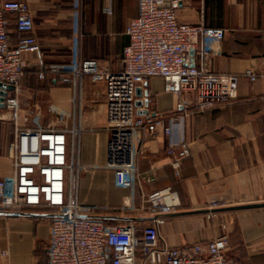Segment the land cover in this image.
Instances as JSON below:
<instances>
[{
	"label": "crops",
	"instance_id": "obj_1",
	"mask_svg": "<svg viewBox=\"0 0 264 264\" xmlns=\"http://www.w3.org/2000/svg\"><path fill=\"white\" fill-rule=\"evenodd\" d=\"M4 1L0 0V7ZM24 1L34 29L32 33L18 31L17 15L6 13L9 43L16 46L22 38L34 36L40 46V51L25 52L23 58L26 73L35 76L30 80L36 78L38 83L37 88H25L26 96L38 91L44 95L34 105L43 115L42 126L79 130V169L72 184L78 203L98 207L92 216L109 222H150L148 211L124 210L126 199L132 196L140 206L144 193L170 188L177 206L159 228L169 245L205 242L221 235L222 224L230 260L264 264V207L216 211V218L203 212L211 210L212 204L217 210L264 203V0H183L179 5L177 16L182 22L225 31L221 41L199 38L193 64L236 76L238 98L200 111L195 106L185 108V102L192 99L190 93L166 92L161 77L145 84L137 99L144 100L148 94L150 103L140 107L139 114L147 119L187 114L186 142L169 147L170 139L161 131L143 139L139 184L134 191L117 187L114 171L108 167L104 82L87 75L74 86L52 67L65 71L79 61L95 60L106 71L123 70V51L129 41L126 29L138 15L139 0ZM249 70L256 74L254 82L246 75ZM42 71L46 77L38 79ZM22 91L18 93L19 123L28 127L34 109L25 103ZM51 107L66 117L60 121L44 116ZM9 114L0 109V178L11 175L14 167L10 145L15 125ZM22 212L25 215L0 214V264H47L54 213L44 207Z\"/></svg>",
	"mask_w": 264,
	"mask_h": 264
},
{
	"label": "built area",
	"instance_id": "obj_2",
	"mask_svg": "<svg viewBox=\"0 0 264 264\" xmlns=\"http://www.w3.org/2000/svg\"><path fill=\"white\" fill-rule=\"evenodd\" d=\"M183 0H139L138 15L126 29L128 44L123 51L124 68L118 72L103 69L95 60L71 64L66 72L52 67L65 82L78 86L85 76L104 82L108 141V167L114 171L119 188L134 191L139 184L140 142L161 131L169 147L185 145V121L180 116L159 115L147 119L136 105L137 89L153 77L164 80V90L177 96L190 93L185 108L203 111L238 98L237 77L199 69L193 64L192 50L199 38L221 41L222 28L192 25L179 20L177 10ZM6 13L17 15L16 28L32 33L33 16L24 0H6L0 7V84L13 85L7 91L3 108L15 125L10 145L13 172L0 178V211L22 212L44 207L54 213L50 225L47 264H236L227 255L228 236L223 233L200 243L171 246L159 233L167 214L177 203L172 190L144 193L138 206L128 197L123 207L131 212L148 211L150 222L107 223L92 216L96 206H81L72 184L78 165L79 130L35 126L22 127L18 93L26 73L23 54L40 51L34 36L22 38L16 46L9 43L10 21ZM110 13V11H109ZM246 75L252 82L256 74ZM44 79V71L37 74ZM71 134V137L68 135ZM187 150V149H186ZM212 206L210 215H216ZM6 255V253H2Z\"/></svg>",
	"mask_w": 264,
	"mask_h": 264
},
{
	"label": "rangeland",
	"instance_id": "obj_3",
	"mask_svg": "<svg viewBox=\"0 0 264 264\" xmlns=\"http://www.w3.org/2000/svg\"><path fill=\"white\" fill-rule=\"evenodd\" d=\"M32 77H35V76H30L27 73H25V75H24V77H23V79L21 81L20 91L23 90L22 92H23V94H25V95H23L25 103L27 105H30V106L32 105L33 106L32 109H34V110L31 111V116L32 117L30 119H32V121H31L32 122V126H35L36 123H41L42 122L43 115L41 114V112L38 111V108H36L37 106L34 107V105L36 103V100H38L41 97H44V95L41 92L38 91L37 93L33 94V96H26L27 95L26 93H28V91L25 90V88H27L28 86H32L34 88L38 87V83L36 81V78H34L33 80L32 79L30 80V78H32ZM30 81L32 82V85H29V83H31ZM46 111L47 112H46V114H44V116H47V118H49V119L54 117V118H56V120H58V118H59V120L61 121L62 119H64L66 117V115L64 113L59 112L56 108H52L51 111H48V110H46ZM58 123H59V121H58ZM58 123H57V125H59ZM48 127H50V126H48ZM212 205H216V204H212ZM218 215H219L218 213H216V215H210V216L208 214L207 217L216 218ZM220 228L222 230L221 234L225 233L224 232V226L222 224H220ZM48 249H49V243H48Z\"/></svg>",
	"mask_w": 264,
	"mask_h": 264
},
{
	"label": "water",
	"instance_id": "obj_4",
	"mask_svg": "<svg viewBox=\"0 0 264 264\" xmlns=\"http://www.w3.org/2000/svg\"><path fill=\"white\" fill-rule=\"evenodd\" d=\"M191 55L194 54V51L192 50ZM15 89V87L13 85H2L0 84V109L3 108V100L4 97L7 95V91H13ZM141 88L137 89V96L138 97H142L141 93H140ZM150 103V100L148 98V94H146V97L144 100H138L136 102V105L140 108L142 106L148 107ZM145 114H147V111H144ZM264 207V203H255V204H248V205H239V206H233V207H227V208H221V209H217L215 211H222V210H239V209H248V208H261ZM203 212H208L210 213L211 210L209 211H203ZM0 214H7V215H12V216H20V215H25V213L23 212H5V211H0ZM170 214L164 215V216H168Z\"/></svg>",
	"mask_w": 264,
	"mask_h": 264
},
{
	"label": "trees",
	"instance_id": "obj_5",
	"mask_svg": "<svg viewBox=\"0 0 264 264\" xmlns=\"http://www.w3.org/2000/svg\"><path fill=\"white\" fill-rule=\"evenodd\" d=\"M106 222H107V223H113L112 221L109 222V221H107V220H106Z\"/></svg>",
	"mask_w": 264,
	"mask_h": 264
}]
</instances>
